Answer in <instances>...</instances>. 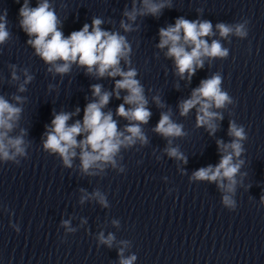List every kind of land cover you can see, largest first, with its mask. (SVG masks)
Instances as JSON below:
<instances>
[{
  "label": "clouds",
  "instance_id": "clouds-1",
  "mask_svg": "<svg viewBox=\"0 0 264 264\" xmlns=\"http://www.w3.org/2000/svg\"><path fill=\"white\" fill-rule=\"evenodd\" d=\"M165 8H172V0H131V7L125 6L123 10L118 30H106L102 27L106 23L105 19L94 16L91 24L85 23L80 30L65 36L62 31L63 21L50 0H37L35 7L30 6V0H23L18 25L27 34V44L34 49V55L47 66L48 74L54 79L57 76L63 78L75 66L83 69L86 76L114 80L111 91L104 89L99 83L91 86L92 98L83 109L82 119L69 123L74 116L80 114L79 107L74 112L54 110L51 123L45 125L42 149L59 158L64 168H75L80 175L86 177H103L107 169L124 173L126 167L121 163L122 152L137 145L143 148L149 144L144 126L148 125L152 112L148 106L145 87L137 79L138 70L133 66L131 58L133 49L125 34L138 30V17L158 18ZM107 22L112 23L110 20ZM248 23L244 19L237 23L217 22L213 25L207 19L189 20L180 16L174 24L159 29L156 48L164 52L165 58L174 62L175 75L190 83L197 70L204 68L206 62L211 64L214 60L228 58L229 49L221 41L230 42L233 36L245 39L248 36ZM7 25L5 11L0 15V46L7 44L12 38ZM8 67L9 83L15 84L16 92L10 98L0 94V163L19 166L22 159L28 158V150L32 145L31 140L27 139L28 130L20 127L23 106L28 99L20 94L27 92V86L35 77L27 67L18 68L16 64H9ZM222 82V74L215 72L202 79L199 86L192 89L189 98L182 99L177 104L180 117H188L195 109V128H204L209 136H214L219 130V121L224 119L223 112L235 104V100L223 90ZM55 89L56 85H48L49 92ZM113 97L123 100L115 113L105 111ZM151 100L159 109L166 107L159 95L152 96ZM115 117L122 118L127 123L121 128ZM151 131L166 141L162 154L177 161L178 170L185 175L186 172L180 165L187 164L188 158L174 141L187 137L188 132L182 123L173 119L170 107L167 111L160 112L159 121ZM227 134L231 138L228 142L216 140L220 153L219 162L195 170L189 177V182L214 183L221 194L223 207L235 211L238 187L245 186L244 178L248 175L241 171L245 165L242 157L248 135L244 126L237 124L235 120H229ZM161 158L162 156L156 157L157 160ZM76 160L79 161L78 165L75 164ZM79 191V204L93 201L102 208H110L106 193L99 188L91 193L83 188ZM260 203L264 206V196L260 197ZM4 210L8 211L6 206ZM86 223V218H82L80 225L73 227L71 219H64L60 227L67 236ZM111 224L116 228L121 226L118 219H112ZM10 226L19 233L18 224L10 222ZM96 240L98 247H117L118 264H135L137 261L136 254L126 255L132 246L131 241H117L114 233L108 232L105 235L103 230L97 233Z\"/></svg>",
  "mask_w": 264,
  "mask_h": 264
}]
</instances>
